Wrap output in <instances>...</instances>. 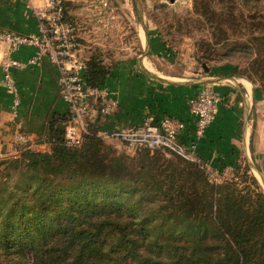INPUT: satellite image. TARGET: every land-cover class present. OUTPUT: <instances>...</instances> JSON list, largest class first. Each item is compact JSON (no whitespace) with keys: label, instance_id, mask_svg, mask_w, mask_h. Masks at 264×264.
I'll use <instances>...</instances> for the list:
<instances>
[{"label":"trees","instance_id":"trees-1","mask_svg":"<svg viewBox=\"0 0 264 264\" xmlns=\"http://www.w3.org/2000/svg\"><path fill=\"white\" fill-rule=\"evenodd\" d=\"M248 2L193 0L186 19L196 30L212 31V45L264 47V0L246 14L239 6ZM70 5L65 19L73 23ZM86 64L87 86L102 88L111 67L98 54ZM248 69L236 66L234 73L264 94V59ZM70 116L69 109L52 117L49 150L0 160V248L14 252L16 264H264V189L255 177L242 187L214 184L197 163L173 151L120 154L95 134L72 146L65 140ZM102 116L90 124L92 133L102 129ZM163 219L173 234L157 233ZM135 224L138 230L130 229Z\"/></svg>","mask_w":264,"mask_h":264},{"label":"crops","instance_id":"crops-1","mask_svg":"<svg viewBox=\"0 0 264 264\" xmlns=\"http://www.w3.org/2000/svg\"><path fill=\"white\" fill-rule=\"evenodd\" d=\"M68 2H71L69 12L74 18V9L78 5L72 0ZM33 4L43 9L45 1L33 0ZM150 29L153 30L143 26L144 41L140 39L142 55L122 57L109 63L112 73L102 84V89L111 93L117 105L108 113L96 106L90 124L105 115L102 116L105 121L102 129L113 130L137 125L146 114H154L156 118L169 115L186 124L182 140L187 142L195 127L188 100L202 88L210 86L223 97V103L198 144V155L220 170L246 165L259 176L264 166V94L243 76L208 77L209 68H204L203 76H188L190 74L186 72L189 69L151 68L150 58L154 60V57L150 51L155 44L161 49L166 44ZM0 30L38 34L39 21L26 0H0ZM2 49L0 44V56ZM36 52L34 46H22L13 53V57L27 61ZM12 73L21 100L17 116L11 109L14 94L5 86L4 70L0 67V160L19 157L28 151L48 149L54 139L53 127H56L51 124L52 117L69 111L68 104L60 95L58 70L46 58L35 66L14 68ZM20 132L26 134L27 143L18 146L15 137Z\"/></svg>","mask_w":264,"mask_h":264},{"label":"built area","instance_id":"built-area-1","mask_svg":"<svg viewBox=\"0 0 264 264\" xmlns=\"http://www.w3.org/2000/svg\"><path fill=\"white\" fill-rule=\"evenodd\" d=\"M39 21L38 34H19L12 30H0L2 55L0 67L4 70L5 86L14 94L11 106L17 116L21 105L20 92L13 76L14 68H26L40 64L45 58L54 65L59 73L58 85L61 98L71 111L70 119L65 123V140L72 146H80L85 136L95 134L102 140H114L139 150H170L182 158L195 162L204 169L209 180L214 184L228 181L230 170H220L210 162L204 161L197 153V147L206 134V130L215 120L222 96L210 86L196 92L188 100L189 111L195 118L194 133L187 142L182 140L186 124L173 116L164 115L156 118L146 114L141 123L113 130H90V117L96 106L101 111L110 112L117 105L111 93L102 88L87 86L85 80L86 60L84 48L77 27L65 19L68 0H44L43 9L34 6L33 0H26ZM22 46H34L36 54L27 61L13 57V53ZM27 143V136L20 132L15 137V144ZM18 145V146H19Z\"/></svg>","mask_w":264,"mask_h":264},{"label":"rangeland","instance_id":"rangeland-1","mask_svg":"<svg viewBox=\"0 0 264 264\" xmlns=\"http://www.w3.org/2000/svg\"><path fill=\"white\" fill-rule=\"evenodd\" d=\"M72 1L76 2L78 5L74 9V15L76 13V17L72 18L74 19L73 23L77 27L80 40L83 44V53L86 61L87 58L93 54L100 55L107 64L116 59L118 60V58L142 55L144 51L141 48L140 39L144 41V25L153 29H150L152 34H158L162 40H167L168 42L164 49H161L160 45L157 46V44H155L156 46L154 49L150 51V55L154 57V60L150 58V64H148L154 69H156L155 67L166 70L171 68H178L180 70L189 69V71L186 70L188 71L186 73L190 74L188 76H203L204 63L210 69L208 77L227 74L241 76L234 73V68L236 66L243 72L244 70L249 71V64L253 60L258 58L264 59V47L260 42L250 43L251 46H245L243 43H239L240 47H237L238 44L236 45V42L224 43L221 41L214 45L209 43V39L210 41L215 40L212 31L196 30L194 27L196 23L187 22V11L193 10V0ZM257 1L258 0H250L245 7L239 6V8L246 14L250 13V7L262 4V2ZM240 2L242 3V0H240ZM178 22L187 24V26L179 28L177 26ZM190 25L191 27L189 28L188 26ZM170 26H174V28ZM80 34L83 35V39ZM255 34L259 36V34L261 35L262 33L256 32ZM247 38L250 39V36H245L244 38V41L248 44ZM191 69H194L195 72L190 71ZM196 73L198 75H195ZM103 142L120 154L125 153L130 156L136 155V149L130 148L124 143H119L117 140H103ZM51 144L52 141L49 143V148ZM45 150L49 149H39L37 151L42 152ZM148 151L151 154L155 153V151ZM163 156L173 159L172 156L168 154H164ZM240 167L239 169L236 167H229L231 173L230 176H228V181H234L242 187L250 181L251 177H255L257 180L262 177L263 180L259 179L258 182L264 189L263 169H261L263 176L260 177V175L256 176L249 166L242 165ZM224 169L225 168H223V170ZM10 183H12V185ZM7 184L10 187L13 186L14 179L13 182L8 181ZM24 188L26 189V186H24ZM22 191H24L23 186L20 189L21 194L23 193ZM17 199L18 197H16V200ZM63 206H66V204ZM54 209L56 208H49L48 213L52 214ZM131 218L132 217L129 219ZM137 221V219H134V223ZM163 221L164 227L161 230L157 229V233L173 234L169 227L170 220L163 219ZM161 223L162 222L158 220L157 227H159ZM149 227L151 229L153 228L152 226ZM130 229L138 230V225L135 224L133 227L131 226ZM149 232L150 234H154L153 231ZM3 250V248H0V263L16 264L18 261L16 254L12 252L9 255H5L3 254Z\"/></svg>","mask_w":264,"mask_h":264},{"label":"water","instance_id":"water-1","mask_svg":"<svg viewBox=\"0 0 264 264\" xmlns=\"http://www.w3.org/2000/svg\"><path fill=\"white\" fill-rule=\"evenodd\" d=\"M171 1H174V0H171ZM203 66L208 70V67L206 66V64H203ZM258 170V169H257ZM260 176H263V174H262V171L260 172ZM262 178V177H261ZM262 180H263V178H262Z\"/></svg>","mask_w":264,"mask_h":264}]
</instances>
